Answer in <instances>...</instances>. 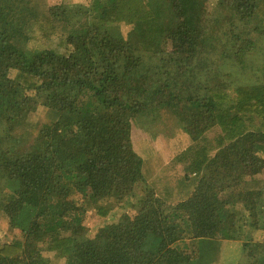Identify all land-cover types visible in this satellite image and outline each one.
Masks as SVG:
<instances>
[{
    "label": "trees",
    "instance_id": "16d2710c",
    "mask_svg": "<svg viewBox=\"0 0 264 264\" xmlns=\"http://www.w3.org/2000/svg\"><path fill=\"white\" fill-rule=\"evenodd\" d=\"M42 2L0 0V213L21 232L0 264H209L217 238L264 264V0ZM40 105L50 120L16 133ZM163 113L191 141L174 200L132 140ZM111 198L135 214L90 236Z\"/></svg>",
    "mask_w": 264,
    "mask_h": 264
},
{
    "label": "rangeland",
    "instance_id": "374dc122",
    "mask_svg": "<svg viewBox=\"0 0 264 264\" xmlns=\"http://www.w3.org/2000/svg\"><path fill=\"white\" fill-rule=\"evenodd\" d=\"M89 0H44L43 7L51 6L54 4H76L88 3ZM216 0H206L208 11L214 8ZM121 32L124 36L132 29V25L121 23ZM62 39L54 35L46 44L48 46H59V51L64 52L65 47L62 44ZM163 116V117H162ZM162 119L156 124H147V128H142L135 120L132 124V140L135 150L145 159V169L148 182L157 187L161 191L164 187L174 189L171 191V199H175L177 193L176 184L178 180L184 181L183 166L174 161V157L191 143L189 136L182 131L181 128L174 121V116L163 113ZM51 118L50 110L43 105L37 107V110L32 112L29 117L30 126L26 129L19 128L16 133L25 135L26 131L30 133L28 138L33 139L39 128L44 122L49 121ZM215 135V130L210 132V137ZM259 185H264V171L258 175ZM141 190L138 191L140 193ZM166 194V193H164ZM128 198L123 202H117L115 198L100 204H108L111 211L103 216L98 213L97 208L93 206L88 207L84 223L88 229V234L93 236L97 229L100 227L117 222L121 219L123 214L133 216L135 210L131 207V203H126ZM254 240H264V231L254 228ZM15 236L21 237V232L17 228L11 227L7 219L0 213V243L6 240H12ZM213 247H210L212 260L209 264H240L243 255V241L242 240H229V239H214ZM202 249V248H201ZM208 249L205 250V252ZM53 257V256H52ZM59 260H55L57 262ZM63 264V262H57Z\"/></svg>",
    "mask_w": 264,
    "mask_h": 264
}]
</instances>
